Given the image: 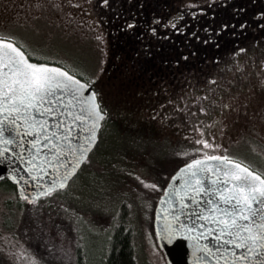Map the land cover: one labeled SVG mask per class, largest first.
Returning <instances> with one entry per match:
<instances>
[{
	"label": "trees",
	"instance_id": "1",
	"mask_svg": "<svg viewBox=\"0 0 264 264\" xmlns=\"http://www.w3.org/2000/svg\"><path fill=\"white\" fill-rule=\"evenodd\" d=\"M214 1L94 0L108 31L105 77L112 78L106 86L91 83L106 113L96 144L65 189L35 201L0 180L13 196L4 202V224L38 263L145 264L140 238L144 229L153 233L155 203L175 170L200 153L128 111L130 120L119 114L124 96L112 88L125 95L136 87L171 92L210 81L220 64L264 41V0H218L217 7ZM167 40L179 55L164 46ZM0 264H8L1 248Z\"/></svg>",
	"mask_w": 264,
	"mask_h": 264
},
{
	"label": "water",
	"instance_id": "2",
	"mask_svg": "<svg viewBox=\"0 0 264 264\" xmlns=\"http://www.w3.org/2000/svg\"><path fill=\"white\" fill-rule=\"evenodd\" d=\"M92 85L0 38V180L27 202L63 190L98 140ZM168 264H264V177L225 157L180 165L153 217Z\"/></svg>",
	"mask_w": 264,
	"mask_h": 264
},
{
	"label": "rangeland",
	"instance_id": "3",
	"mask_svg": "<svg viewBox=\"0 0 264 264\" xmlns=\"http://www.w3.org/2000/svg\"><path fill=\"white\" fill-rule=\"evenodd\" d=\"M93 2L0 0V36L36 60L60 63L88 82L106 86L112 79L105 77L108 31L100 24ZM263 61L264 41L220 64L208 83L188 81L171 92L157 88L146 93L136 87L126 95L111 88L124 96L126 110L117 108L128 120L129 113L134 114L172 140L189 141L199 156L233 159L264 177ZM8 197H13L12 192L0 186V248L5 260L40 264L4 224L9 219L4 204ZM140 242L145 264H168L151 230L142 234Z\"/></svg>",
	"mask_w": 264,
	"mask_h": 264
},
{
	"label": "flooded vegetation",
	"instance_id": "4",
	"mask_svg": "<svg viewBox=\"0 0 264 264\" xmlns=\"http://www.w3.org/2000/svg\"><path fill=\"white\" fill-rule=\"evenodd\" d=\"M214 1V0H213ZM218 1V0H217ZM217 1H214V3H215V7H217ZM191 3H195V2H191ZM216 15V14H215ZM184 22L187 24L188 23V20H184ZM1 37V36H0ZM174 43L172 42V41H169V40H167V42H166V44L164 45V46H166L167 48H168V50H171V54H173V55H179L180 54V51L178 52V51H176V50H172V48H174ZM163 47V46H162ZM25 51V50H24ZM28 56H30V57H33V56H31V55H29V54H27ZM238 56V53L234 56V57H237ZM49 62H51V61H49ZM55 63V62H54ZM263 63V70H264V61L262 62ZM57 64H60V63H57ZM62 66H64V65H62ZM64 68H66L68 71H70L66 66H64ZM71 72V71H70ZM264 72V71H263ZM72 73V72H71ZM74 74V73H73ZM76 75V74H75ZM77 76V75H76ZM79 77V76H78ZM81 78V77H80ZM97 93V92H96ZM97 96H98V93H97ZM98 98H99V96H98ZM149 231L150 232V228H149V230L148 229H144L143 230V232H145V231ZM152 233V232H151ZM153 234V233H152ZM154 239H155V237H154ZM155 241H156V239H155Z\"/></svg>",
	"mask_w": 264,
	"mask_h": 264
}]
</instances>
